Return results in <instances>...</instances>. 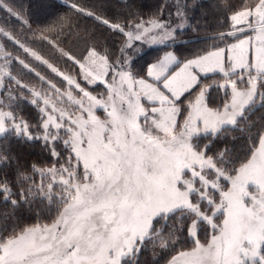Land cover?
I'll return each mask as SVG.
<instances>
[{
  "label": "snow or ice",
  "instance_id": "1",
  "mask_svg": "<svg viewBox=\"0 0 264 264\" xmlns=\"http://www.w3.org/2000/svg\"><path fill=\"white\" fill-rule=\"evenodd\" d=\"M67 6L69 13L43 29L23 24L72 61L83 83L103 85L101 93L0 28L67 85L61 90L0 42V138L43 141L54 158H61L57 144L65 150L62 162L31 165L39 180L18 167L14 181H0V198L23 205L35 219L0 223V264H139L141 251L157 242L163 264H264V131L243 156L224 144L225 138L235 143L229 129L245 131L249 115L264 107V0L239 8L225 0L229 30L214 37L219 44L186 60L166 52L145 76L133 71L128 50L136 42L175 40L187 20L186 3L169 14L177 17L175 25L162 9L122 25L79 3ZM0 8L19 18L3 0ZM72 12L123 36L121 55L110 58L107 50L89 45L77 58L60 48L52 36L71 35ZM13 62L48 89L30 88L13 76ZM200 74L223 78L203 83ZM213 88L224 90L219 106L210 103ZM20 90L30 92L29 103L39 110L36 125L19 114V101L28 100ZM9 162L0 155V164ZM153 258L159 264L156 253Z\"/></svg>",
  "mask_w": 264,
  "mask_h": 264
},
{
  "label": "trees",
  "instance_id": "2",
  "mask_svg": "<svg viewBox=\"0 0 264 264\" xmlns=\"http://www.w3.org/2000/svg\"><path fill=\"white\" fill-rule=\"evenodd\" d=\"M5 4L12 7L14 12L18 13L19 18L9 16L6 11L0 8V25L9 31L16 39L24 44L26 47L37 51L44 59H47L55 67L61 71L72 75L74 78L80 80V73L77 66L72 61L67 60L46 40L39 39L38 35L33 36L28 31L26 25L23 24L24 20L31 23L33 29H43L49 23L55 21L58 16L64 13H69L70 9L68 4L79 3L81 6L95 11L100 15L106 16L108 19L119 22L125 25L128 21L139 22V17L147 20L149 17L155 16L163 10V18H170L172 23L177 21L174 13L176 5L186 3L188 7L185 9L187 20L185 23V31L180 35V41L175 44H163L162 46L149 47L144 45V49L148 50L138 56L132 65L133 71L138 75L146 74L147 67L152 62L157 60L161 55L173 50L179 55L181 60H186L198 54L211 49L215 39L207 40L209 37H216L218 33L223 32L228 27L229 21L227 20L225 9L223 7L225 0H3ZM227 2L239 8L247 5H253L257 0H227ZM139 14L138 16L135 14ZM75 21V27L71 33L61 34L59 38L55 35L52 39L56 44L63 48L65 51L71 52L77 58H80L85 53V49L89 45H95L98 50H107L110 58H116L121 55L119 48L123 36L112 32L106 26L99 24L91 17H86L74 12L71 13ZM94 33V35H93ZM47 35V33H45ZM201 49L195 51L194 46L200 45ZM3 44L6 49L12 53L13 56H19L36 69L42 76L57 83V86L65 88L66 82L55 73H52L46 65L40 61H36L31 56L25 54L17 45L11 41L3 38ZM222 45V44H220ZM210 46V47H209ZM131 49L128 50L130 52ZM186 57H185V55ZM145 66H139L138 62L142 58H146ZM18 63L13 62L11 72L20 78H23L29 84L34 86L44 85L45 83L35 75V73H23ZM24 71V70H23ZM222 74H209L201 78L203 83H211L213 80L221 81ZM83 83V82H82ZM90 91L99 93L104 89L103 85L89 86L83 83ZM46 85V84H45ZM44 88V86H43ZM42 88V90H43ZM47 90V89H46ZM21 95L28 97V100H20L18 104L19 114L28 120L30 124L36 125L39 120V110L36 106L29 103L31 99L30 92L21 90ZM210 103L216 106L217 103L222 104L225 100V93L223 89L213 88L210 90ZM251 126L245 131H233L229 129L228 136L235 138V143L231 139L225 138L224 144L229 148H235L236 153L243 156L247 151V146L250 142H255L260 131H264V107L255 110L248 117ZM244 127V123H241ZM251 137V141L248 139ZM202 143L207 141L202 140ZM217 143L215 147H220ZM56 150L61 152V158H54L51 156L49 150L44 147L43 141H32L21 143L11 137L0 138V155L9 157V163L0 164V181L7 178L9 182L14 181L15 172L19 167L27 174H33L31 165L36 164L38 167H50L57 159H61L64 155L62 145L57 144ZM215 151V148L213 149ZM37 180L39 176L33 174ZM13 191H16L13 185ZM11 199H19L18 196H13ZM39 205H37V210ZM11 217L21 221L24 224L35 222L34 213L30 212L23 205L16 207L13 206L10 200L0 198V223L4 222L7 218ZM46 219V218H45ZM8 222H11L10 220ZM153 253L157 254L159 264L164 262L166 258L164 253L158 246L155 248L151 244H147L146 248L141 251L139 257V264H155Z\"/></svg>",
  "mask_w": 264,
  "mask_h": 264
},
{
  "label": "rangeland",
  "instance_id": "3",
  "mask_svg": "<svg viewBox=\"0 0 264 264\" xmlns=\"http://www.w3.org/2000/svg\"><path fill=\"white\" fill-rule=\"evenodd\" d=\"M3 3H5L4 1H3ZM179 21L177 20V21H175L174 23H173V25H175L176 23H178ZM187 26V24L184 22V27L180 30V31H178L177 33H176V39L175 40H170V41H167L165 44H169L170 42H172L173 44H175L177 41H180L181 39H180V35L186 30L185 29V27ZM0 28H3L4 29V27L2 26V25H0ZM6 32H9V31H7L6 29H4ZM229 30V28L228 27H226V29L223 31V32H225V31H228ZM10 33V32H9ZM249 35H252L253 33L251 32V31H249V33H248ZM3 38H4V36L2 35V34H0V42H2L3 43ZM241 38H243V36H241ZM211 39H214V37H209V38H207V40H211ZM232 42H235L233 39H229L228 40V43H232ZM213 43L214 44H219L220 42L218 41V40H214L213 41ZM200 44V43H199ZM144 45H148V44H145V43H143V42H136L134 45H133V48L131 49V51L130 52H128L127 54H128V56H130V57H132V59H133V61H135V59L138 57V56H140V55H142V54H144L147 50H148V48H147V50L146 49H144L143 47H144ZM163 44H156V45H148L149 47H156V46H162ZM220 46H223V44L222 45H220ZM210 47V46H209ZM194 49H195V51H198L199 49H201V44L200 45H196V47L194 46ZM5 50L6 51H8L7 49H6V47H5ZM209 50H210V48H209ZM9 52V51H8ZM168 52H174L172 49L171 50H169ZM165 54V53H164ZM163 54V55H164ZM176 55H177V53H175ZM163 55H161L158 59H160ZM185 55V54H184ZM178 57H179V55H177ZM185 57H186V55H185ZM195 57V56H194ZM194 57H190V58H188V59H191V58H194ZM148 57H146V58H142L139 62H138V64H139V66H145V60L147 59ZM180 58V57H179ZM157 59V60H158ZM157 60H155L154 62H156ZM154 62H152V63H154ZM133 64H134V62H133ZM132 64V65H133ZM32 67V66H31ZM21 70H22V72L24 73H27L28 71L26 70V69H22V67H21ZM24 70V71H23ZM29 73V72H28ZM66 73V72H65ZM66 74H68V73H66ZM12 75L13 76H16L15 74H13L12 73ZM146 74H144V75H140V76H145ZM201 75V78L203 77V76H207V75H209V74H207V75H204V74H200ZM18 79H20L23 83H25V84H28L29 85V87L30 88H36L37 90H42V88H43V86H44V88H43V90H46V89H48V85H40V86H34V84H29V83H27V81L25 80V79H23V78H20L19 76H16ZM42 81V80H41ZM79 81V80H78ZM9 82V80L6 78V80H5V83H8ZM56 85H57V83H55ZM82 86H84L85 87V85L82 83ZM13 87H15V86H13ZM59 88H61V90H64L66 87H67V85L65 86V88H62V87H60V86H58ZM87 88V87H86ZM88 89V88H87ZM89 90V89H88ZM90 91V90H89ZM104 91V89H102L99 93H101V92H103ZM20 92H21V90H20ZM73 92H74V94H78V90H75V89H73ZM92 92V91H91ZM93 94H97V93H94L93 92ZM31 95V94H30ZM194 96H195V91L193 92V94L191 95V96H189L188 97V99H192V98H194ZM32 98V97H31ZM222 102H224V101H222ZM219 105H221L220 103H217L216 104V106H219ZM260 108H262V107H260V106H257V109H260ZM256 109V110H257ZM255 111V110H254ZM97 114H99V115H103V112H102V110H97ZM202 239H203V236L201 237ZM150 244V243H149ZM163 264V263H162Z\"/></svg>",
  "mask_w": 264,
  "mask_h": 264
}]
</instances>
